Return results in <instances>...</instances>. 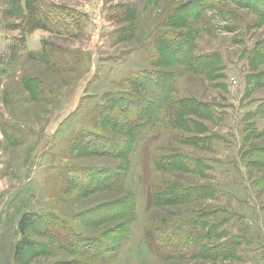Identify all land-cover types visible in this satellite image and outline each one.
<instances>
[{
	"label": "rangeland",
	"instance_id": "1",
	"mask_svg": "<svg viewBox=\"0 0 264 264\" xmlns=\"http://www.w3.org/2000/svg\"><path fill=\"white\" fill-rule=\"evenodd\" d=\"M0 190L14 264H264V0H0Z\"/></svg>",
	"mask_w": 264,
	"mask_h": 264
},
{
	"label": "trees",
	"instance_id": "2",
	"mask_svg": "<svg viewBox=\"0 0 264 264\" xmlns=\"http://www.w3.org/2000/svg\"><path fill=\"white\" fill-rule=\"evenodd\" d=\"M159 59V58H158ZM156 59H153L152 60V62H154ZM155 65V64H154ZM146 75L147 74H145V72H144V70H143V72L142 73H139L138 75L137 74H135L134 75V77H135V81L136 82H138V83H140V86L143 84V83H145L146 85L149 83V81H150V78L148 79L147 77H146ZM144 85V84H143ZM110 96H114V99H116V100H121V101H123L122 103H124L125 101H129L130 102V100L132 99V97H135V98H133V102H131V104H133V106H132V111H133V113H135V114H138V115H141L140 113H142L143 115H144V112H146V111H148L149 110V108L151 109V106H155V107H157V104H155L156 102L153 100V99H151L152 97H153V95L151 96V97H147L146 95H142V97L140 96V94H136L135 96H133L131 93H128V92H126V93H117V94H115V95H110ZM139 98H140V100H139ZM162 102L160 103V102H158V104H160L161 106L159 107V109L154 113L155 114V116L153 117V116H151L152 114H150L151 112H149V114H148V116H146V115H144V118L142 119V120H140L139 122H137V123H135V124H131L130 126H125V127H123V128H119L120 130V132L121 133H123L124 135H130L132 132H136V133H141L142 134V138H143V136L145 135V133H147L148 132V134H150V133H155V131L158 129V126L159 125H162V122H161V119H160V112H159V110H163L164 111V108H165V105L167 104V100H168V98L167 97H165V96H163L162 98ZM197 104V103H196ZM173 106V105H172ZM120 106H117V107H115V108H119ZM114 108V109H115ZM158 108V107H157ZM112 109V108H111ZM171 109H173L174 110V113L175 114H183L184 112L186 113V111H188V113L190 112L191 114L192 113H194V114H197L196 113V111H197V109H190V106L188 107V106H182V105H178L176 108L175 107H171ZM183 109H186V110H183ZM113 110V109H112ZM106 111H109L108 110V108L106 109ZM113 111H115V110H113ZM167 111H171L170 110V107L169 108H166V112ZM107 112H105V115H104V117L105 118H111V117H113L114 119L116 118V120L118 121L119 119V117L121 116V114H114V113H111L110 115L109 114H106ZM121 113V112H120ZM150 115V116H149ZM128 116H129V114H128ZM128 116H124L125 118H128ZM150 118H152V119H154L153 120V122H151V124L148 126L147 125V123H148V121L149 120H151ZM177 119L178 120H180L178 117H177ZM145 122V123H144ZM142 125V127H140ZM93 137H96V138H98V140L99 141H108L107 139H106V137H104V136H102L101 134H96L95 136H93ZM138 137V136H137ZM137 137H136V139H137ZM91 141V140H90ZM93 142H94V140H92ZM116 141V140H115ZM98 144H100L99 142H97ZM98 147H97V150L96 151H98V152H101L102 150H100L101 149V147L99 146V145H97ZM131 145H129V147H130ZM132 147V146H131ZM100 148V149H99ZM132 150V148H129V152ZM126 153V152H125ZM124 153V154H125ZM124 154H122V155H120V156H124ZM119 175H121V174H119ZM122 176V175H121ZM28 218V215L26 214V215H24L23 217H22V219L20 220V226L22 227V228H20V229H22L23 230V222H25L26 221V219ZM17 252H16V248H15V250H14V256H15V254H16Z\"/></svg>",
	"mask_w": 264,
	"mask_h": 264
},
{
	"label": "crops",
	"instance_id": "3",
	"mask_svg": "<svg viewBox=\"0 0 264 264\" xmlns=\"http://www.w3.org/2000/svg\"><path fill=\"white\" fill-rule=\"evenodd\" d=\"M0 190V194H1ZM3 192V191H2ZM3 230L0 238V264H14L15 235L14 230Z\"/></svg>",
	"mask_w": 264,
	"mask_h": 264
},
{
	"label": "built area",
	"instance_id": "4",
	"mask_svg": "<svg viewBox=\"0 0 264 264\" xmlns=\"http://www.w3.org/2000/svg\"><path fill=\"white\" fill-rule=\"evenodd\" d=\"M0 234H1V229H0Z\"/></svg>",
	"mask_w": 264,
	"mask_h": 264
}]
</instances>
